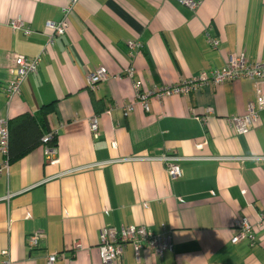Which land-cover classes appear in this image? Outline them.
I'll return each instance as SVG.
<instances>
[{
    "label": "crops",
    "instance_id": "crops-1",
    "mask_svg": "<svg viewBox=\"0 0 264 264\" xmlns=\"http://www.w3.org/2000/svg\"><path fill=\"white\" fill-rule=\"evenodd\" d=\"M68 2L0 0V117L47 110L56 135L54 149L41 143L13 162L0 151V264H46L53 253L61 254L55 264H103L104 225L172 235L171 251L136 255L128 245L114 264H264V112L244 134L228 121L247 114L255 82L151 97L146 111L124 75L131 65L145 90L219 69L230 54L261 60L264 0H201L195 11L178 0H78L64 35L7 104L13 56L38 54L45 22L60 20ZM16 17L29 35L10 28ZM130 40L142 42L134 55ZM100 66L109 75L91 89L87 77ZM164 152L182 157L177 179L149 159ZM241 219L252 226L253 245L231 241ZM36 231L43 238L32 248L27 238Z\"/></svg>",
    "mask_w": 264,
    "mask_h": 264
},
{
    "label": "built area",
    "instance_id": "built-area-1",
    "mask_svg": "<svg viewBox=\"0 0 264 264\" xmlns=\"http://www.w3.org/2000/svg\"><path fill=\"white\" fill-rule=\"evenodd\" d=\"M182 5L195 11L201 0H178ZM78 0H69L63 8V16L58 21H46L45 28L48 31L47 40L41 51L34 56H25L16 54L12 58V64L9 68L10 78L4 88L6 102L9 104L11 99L19 94L20 85L23 80L31 73H36L39 68L41 55L52 46L55 38L64 35L68 27V15L72 12L74 5ZM9 26L13 31H20L24 35H29L32 31L20 18H11ZM208 42L216 47L218 40L209 37L206 33ZM127 47L130 55L138 53L142 48L140 40L127 41ZM108 72L105 67L100 66L90 72L87 77V85L93 89L100 81L107 79ZM124 75L133 80L135 97L140 102L144 110H149V98H163L173 94L189 95L192 91L215 86L226 81H235L240 79H249L255 82V99L248 103V112L245 115L231 116L228 118L239 134L246 133L257 122L260 113L264 112V58L261 60H248L242 53L230 54L225 65L219 69L201 70L197 75L183 78L180 81L169 85H154L152 88L142 90L140 79H134V69L130 65L124 69ZM127 109L131 107L127 106ZM90 129L94 137L98 136V122L96 118L90 120ZM51 138L50 135L44 138V142ZM8 120L0 117V151L7 156L8 149ZM7 159V158H6ZM159 160L166 166V170L172 180L181 176L179 161L182 157L173 152H164L159 156L149 158ZM264 159V158H262ZM7 163H5V166ZM258 223L264 225V212H261ZM43 238V232L36 231L28 236L27 244L29 247H36ZM248 240L251 245L255 243V235L251 224L246 219H241L236 223L235 232L232 237V243L241 240ZM130 245L136 255L144 249H150L154 254L161 256L163 252L171 251L173 248L172 235L170 232L155 233L143 225L121 226L116 228L110 225H104L99 231V243L97 251L103 264H114L119 260L126 246ZM77 247V246H76ZM3 255L7 251H2ZM61 256L60 253L49 254L46 258V264H55Z\"/></svg>",
    "mask_w": 264,
    "mask_h": 264
},
{
    "label": "trees",
    "instance_id": "trees-1",
    "mask_svg": "<svg viewBox=\"0 0 264 264\" xmlns=\"http://www.w3.org/2000/svg\"><path fill=\"white\" fill-rule=\"evenodd\" d=\"M7 161L13 162L43 143L49 149L56 147V135L50 131L47 110L38 114L25 113L8 120ZM51 138L44 142V138Z\"/></svg>",
    "mask_w": 264,
    "mask_h": 264
}]
</instances>
